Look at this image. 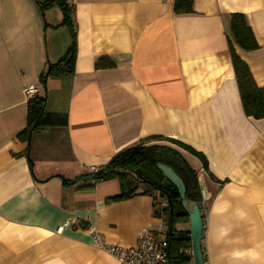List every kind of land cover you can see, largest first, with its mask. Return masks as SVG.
Returning <instances> with one entry per match:
<instances>
[{"label": "crops", "instance_id": "0c3cea01", "mask_svg": "<svg viewBox=\"0 0 264 264\" xmlns=\"http://www.w3.org/2000/svg\"><path fill=\"white\" fill-rule=\"evenodd\" d=\"M173 1L66 0L74 73L47 78L62 105L20 142L25 90L43 97L39 77L64 56L70 36L57 7L42 14L34 0H0V264H118L93 231L124 248L144 228L165 236L168 218L154 215L150 188L107 202L120 195L118 180L87 178L140 142L177 150L197 173L203 264H264V119L244 115L228 41L230 16L243 15L258 48L236 52L264 87V0H192L193 13L183 15ZM102 57L115 66L96 70ZM151 137L201 153L208 171Z\"/></svg>", "mask_w": 264, "mask_h": 264}, {"label": "trees", "instance_id": "16d2710c", "mask_svg": "<svg viewBox=\"0 0 264 264\" xmlns=\"http://www.w3.org/2000/svg\"><path fill=\"white\" fill-rule=\"evenodd\" d=\"M34 1L42 14L52 7H57L62 15L61 23L58 26H64L70 36V45L64 56L54 64L47 63L45 71L39 77V84L44 90L47 78H67L73 75L76 56V34L73 23V8L67 4L66 0H48L43 3L37 0ZM172 9L176 15L192 14V0H174ZM45 28L48 27L45 26ZM228 29L230 58L244 115L255 120L264 119V87L256 86L247 64L236 52H251L256 50L258 45L243 15H231ZM114 66L113 61L107 57L99 58L94 63L96 70L113 68ZM45 103V98L40 96H34L27 101L26 128L17 135L16 139L18 141L28 142L31 134L39 130L45 122L43 118ZM148 140L172 143L197 158L202 169L206 172L208 171L206 158L189 146L178 141L163 139L162 137H151ZM157 163H163L171 167L182 179L186 191L185 198L190 206L200 204L202 196L197 173L177 150L167 145H147L145 142H140L116 153L104 166L90 173L87 178L91 181L110 178L118 180L120 195L109 199L107 202L123 201L138 195V183L159 194L165 200L166 207L162 210V213L155 211L154 215L166 214L168 218V230L165 238L167 242L166 252L170 264H191V255L189 254L191 250L190 234L187 231L175 230V226L178 223H188L187 213L182 203L178 201L179 194L176 187L169 183L158 171L156 168ZM70 182L62 179L63 185H69ZM92 187L89 185L84 189H91ZM168 201L172 203L171 210Z\"/></svg>", "mask_w": 264, "mask_h": 264}, {"label": "built area", "instance_id": "2783aa9c", "mask_svg": "<svg viewBox=\"0 0 264 264\" xmlns=\"http://www.w3.org/2000/svg\"><path fill=\"white\" fill-rule=\"evenodd\" d=\"M27 99H31L36 95V90L33 87L25 90ZM96 168L93 169V172ZM204 201L201 200L199 209L202 213ZM166 207V203L154 204V210L158 213H162V210ZM93 239L98 249L106 252L113 257L118 264H170L167 256L166 248L167 242L165 236L159 232H154L150 228L142 229L138 236L137 244L133 248H124L114 245H108L104 237L100 236L95 231L92 232ZM191 252V251H189Z\"/></svg>", "mask_w": 264, "mask_h": 264}, {"label": "water", "instance_id": "95a60500", "mask_svg": "<svg viewBox=\"0 0 264 264\" xmlns=\"http://www.w3.org/2000/svg\"><path fill=\"white\" fill-rule=\"evenodd\" d=\"M156 168L162 174V176L173 186L176 187L179 194L178 201H180L188 216L189 234L191 241V255L193 264H203V254L201 247V235L203 228L202 214L198 204L189 205L188 200L185 198L186 191L182 179L174 172V170L163 164L157 163ZM170 210L172 209V203L170 201Z\"/></svg>", "mask_w": 264, "mask_h": 264}, {"label": "rangeland", "instance_id": "374dc122", "mask_svg": "<svg viewBox=\"0 0 264 264\" xmlns=\"http://www.w3.org/2000/svg\"><path fill=\"white\" fill-rule=\"evenodd\" d=\"M47 16H48L47 19L48 20H51L52 17L50 16V14H47ZM39 87H40V93L41 94L44 93L43 94V97L46 99V102H47V104L45 103V113H44V116H43V118L46 119V117L48 115H52V113H50L49 110L51 108H53V106L54 107H56V106H59L60 107L62 105V103L59 102V101H57L55 99V96L51 93V89L54 90V87L53 86H48V83H46V90H43L40 85H39ZM48 90L50 92L49 94H48ZM58 114L61 117L63 113L58 112ZM52 116H54V115H52ZM30 164H31V161H30ZM72 180H74V179H72ZM71 182H73V181H71ZM138 187L140 189L139 192H142V191H144V192L145 191L151 192L149 190V188L146 187L143 184L138 183ZM152 194L155 196L154 200H155V205L156 206H158L159 204H163L164 205L166 203L165 200L163 198H161L157 193L152 192ZM164 230L167 232V226H165ZM165 231H162V232H165ZM163 236H164V233H163Z\"/></svg>", "mask_w": 264, "mask_h": 264}]
</instances>
